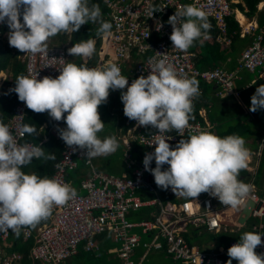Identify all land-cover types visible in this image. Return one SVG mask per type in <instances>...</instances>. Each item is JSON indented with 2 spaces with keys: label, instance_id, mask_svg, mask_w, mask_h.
Wrapping results in <instances>:
<instances>
[{
  "label": "clouds",
  "instance_id": "9594fccd",
  "mask_svg": "<svg viewBox=\"0 0 264 264\" xmlns=\"http://www.w3.org/2000/svg\"><path fill=\"white\" fill-rule=\"evenodd\" d=\"M89 2L0 0V23L9 29L11 47L24 54L47 56L48 48H63L61 44L48 47L50 38L61 32L66 36L69 33V38L89 22L99 23L100 33L111 34L112 24L102 20L99 4L89 6ZM232 5L231 0V18L235 20ZM167 23L172 26L169 39L175 50L186 52L197 40L210 38L207 13L195 5H181ZM158 26V30L163 27ZM67 50L73 57L89 59L96 51V40L80 41ZM68 61L69 56L56 78L37 79V73L27 76L25 72V76L16 78L12 89L19 101L33 112H47L55 121L63 119L66 128L59 135L67 146L85 149L90 159L116 152L119 142L114 136L103 139L98 136L105 127L98 107L107 101L110 90L126 88L120 97L123 114L138 126H151L159 133L152 144L154 151L146 154L142 162L158 187L171 188L176 195L186 198L209 193L233 209L239 208L250 195L253 185L239 179L241 170L248 167L250 155L243 137L237 134L221 137L200 131L181 138L174 147L167 142L171 136L166 133H182L191 127L193 100L200 95L195 78L179 75L171 64L161 59L146 77L141 75L129 85L128 78L114 63L97 69ZM250 100L249 111L264 110V84L256 88ZM35 133V126L24 124L18 134ZM41 157L55 159L40 146L18 144L9 126L0 121V232L11 230L19 235L22 228H34L48 219L54 208L77 196L76 189L68 183L22 171L34 158ZM152 161L155 168L149 167ZM164 165L168 166L166 170H162ZM261 236L255 232L243 233L227 250L226 264H232L233 260L237 264H264V254L255 252L262 244Z\"/></svg>",
  "mask_w": 264,
  "mask_h": 264
},
{
  "label": "built area",
  "instance_id": "2783aa9c",
  "mask_svg": "<svg viewBox=\"0 0 264 264\" xmlns=\"http://www.w3.org/2000/svg\"><path fill=\"white\" fill-rule=\"evenodd\" d=\"M106 9L104 19L112 24L110 35L101 40L98 50V63L94 68L104 69L109 64H116L121 74L128 78L129 85L140 77L147 76L153 66L161 59L171 64L181 76L195 78L207 84H215L218 95L221 97L236 96L235 81L237 76L223 69L199 71L194 64L196 54L173 49L169 39L172 26L167 23L170 16L180 9L181 5H195L207 13V18L215 21L222 38L227 33V20L231 18L233 10L231 0H101ZM153 12L152 17L150 14ZM158 24L163 27L159 28ZM6 24L0 23V43L4 41ZM247 34H252V42L242 52L239 68L256 74L258 78L264 77V28L250 27ZM98 42V40H96ZM68 50L48 48V54L25 53L23 61L27 76L37 73V79L43 77L56 78L66 64L69 56ZM135 57V58H134ZM136 59V60H135ZM133 71V75H130ZM0 79V94L3 87ZM118 91V90H117ZM122 91H126V88ZM201 93V92H200ZM197 97L193 100L196 101ZM28 108L21 101L12 111L8 126L20 145L32 144L41 146L48 137L44 136L39 144L26 141V134L20 136L19 128L25 124ZM191 127L182 133L172 131L166 133L171 136L167 142L174 147L181 138L196 134L200 131H209V126L200 123H191ZM134 133V139L144 149L141 158L134 163L131 177H116L105 173L92 171L91 176L80 182L84 194H78L62 207L53 209L49 223L39 227L33 236L30 228H22L20 234L24 240L34 239L30 251V259L43 264H61L79 253L78 248L84 244V250L89 252L97 249L96 237L108 232L118 247L111 252L116 254L120 264H135L131 259L134 251L141 244V238L132 233L134 228H140L142 234L150 235L151 240L144 244L145 252L138 263L140 264L149 250H165L173 259L186 264H222L221 256L236 244L232 242L228 248L203 251L190 245L182 235V225L190 222V217L200 215L201 221L210 231H220V220L210 199L202 201L204 212L191 210V203H184L180 210L175 205L162 208L154 220L130 222L127 214L141 208L154 205L155 200H143L139 197L140 190L153 192L154 188L148 180L149 171H145L143 159L146 154L154 151L158 133L151 126H138L136 121L126 120ZM47 128V127H46ZM66 128V124L52 119L47 131L57 139H61L59 132ZM152 145V146H151ZM75 149V150H73ZM80 161L86 165L92 163V158L86 156L85 149L64 145L61 159L54 167L50 178L62 183H68V172L74 170ZM155 167V161L149 166ZM71 186V184H70ZM254 206L250 209L251 218L264 216V197L251 194L249 198ZM196 220L193 219V222ZM252 232L260 233L262 244L257 246L255 252L264 254V233L257 229ZM15 235L11 230L0 232V264H17L21 259L16 253L7 255L6 248L11 247L9 240Z\"/></svg>",
  "mask_w": 264,
  "mask_h": 264
},
{
  "label": "crops",
  "instance_id": "0c3cea01",
  "mask_svg": "<svg viewBox=\"0 0 264 264\" xmlns=\"http://www.w3.org/2000/svg\"><path fill=\"white\" fill-rule=\"evenodd\" d=\"M232 1L235 2V0ZM239 3H241V0H236V4ZM236 4L233 3V5ZM234 11L235 20L240 28V40H243L244 38H246V36L252 38V34H247L246 31L250 27L259 28L260 26H262L260 23H262L261 14L264 13V0L261 1V7L257 6V11L251 17H246L236 8H234ZM239 15H242L247 20V26H243ZM8 33L9 29L8 27H6L4 29V41L0 43V49L4 48V46L8 44ZM98 37L100 38V36ZM240 40H237L234 44V48L236 49L234 53L230 51L231 54L228 53L226 55H222L221 58L218 57L214 61H210L209 67L207 66L208 68L218 67L217 69H223L231 74H235L237 76L235 86L239 92V95L221 97L220 95H218V88L215 84H207L204 81H198L199 91L201 93L197 97L196 101L193 103L194 107L193 112L191 114L192 119H190L189 122L200 123L202 126L208 125L209 132L214 131V133H216V130L214 129L218 123H222L223 125H225L224 128L227 130L230 127L234 126L238 121L245 123L244 125L251 126L255 133L253 135V138H247L245 140V142L248 144V146L246 147L249 149L250 155L248 159V167L244 170H241L242 173L245 175V177L243 175L241 180H243L245 183L253 185V190L250 195L256 194L260 197H264V118H260V115H262L260 110H257L256 112L249 111L251 100L249 105L247 106H245L242 102V98L245 96L251 98V95H249L248 92L249 89H251V87L262 78H258L255 74H253L255 76V78H253L252 73H249L245 69L239 68L241 54L248 46H245V43L241 42ZM204 43H211L213 45L218 46V51L221 52L230 50L231 40L229 38H225L224 36L221 38L220 34L216 36L215 41H213L212 38L197 40L193 44V51L196 54V63H198L199 61L201 62L202 60L200 57H202L201 53H204V51H202ZM100 45L101 41L98 40V46L96 44V55L100 48ZM7 50L9 52L8 54H14L10 46L5 47L4 51ZM205 54L207 57L208 54L206 52ZM23 56L24 55L19 56V60L24 65ZM204 69L207 68L198 70L210 71ZM128 74L133 75L134 73L133 71H130V73ZM245 74H248V77ZM11 76L12 71L10 69L6 68L5 72H0V79L3 80L4 84H6L5 82L7 79L9 82L12 81ZM120 91L122 90H110L107 101L98 107V112L101 121L105 124L104 129L100 133H98L99 138L103 139L105 137L114 136L119 142V148L116 152L110 155L92 158L91 166L86 165L85 161H80L74 170L68 172V181L70 182L71 187L76 189V192L78 194H84V191L80 188V182L83 179L90 177L93 170L108 175H113L116 177H131L134 165L129 162L128 157L133 163L135 161L140 160L141 158V154L144 149L140 145L139 139H134V133L128 126H126L127 117L123 114V104L120 99ZM1 94H3L2 91ZM46 124H43L38 127L39 131L43 132L42 138L40 140H42L44 136L48 137L46 143H49L54 139L62 140L57 139L56 137L49 134L48 131L45 129L47 127ZM38 136H40L39 132ZM40 142L41 141H39L38 144ZM64 145L65 143L64 141H62V144L58 149H63ZM148 180L151 186L154 188V191L148 192L147 190L142 189L140 190L138 195L143 200H155L157 202L154 205L141 208L138 211L129 212L127 214V219L130 222L154 220L159 215L161 209L167 207L168 205H175L176 207H178V210H180V206L182 204L191 203L192 212L195 213L197 210L204 212L202 201L204 199H210L220 220V231L208 230L204 223L201 221L200 215L195 216L194 218L190 217V222L181 226L183 230L182 235L186 241L190 240V245L196 246L203 251H211L216 248L221 238L223 239V243H228L230 239L234 237H237L238 241L243 233L248 232L247 230L250 229V226H253V229H257L264 233V216L256 219L249 217L244 223H240V219H242L243 217L242 211L245 208V205L249 200L250 195L237 209L222 205L217 198L213 197L209 193H201L196 198H186L176 195L171 190V188L167 190L166 194H168L169 197H173L175 201L167 200L170 198L164 199L163 201L158 193V190L156 189L154 177L150 172L148 174ZM150 209H153V211H149ZM195 218L196 220L194 221V223H192L193 219ZM49 220L50 217L48 218L47 223H49ZM41 226L42 225H38L36 227L38 229ZM132 233L136 234L140 238H144V235H142L140 228H134L132 230ZM14 236H16V234ZM147 236H145V238L148 240L147 242H149L151 240V237ZM109 238V241L113 244L109 248H107L106 253L114 256V253L111 251L116 249L118 247V244L114 242L112 235L109 234ZM7 249H10V247L6 248V250ZM78 251L85 252L84 247L80 246L78 248ZM94 251L95 252H93V255L95 258H101L102 253L104 254V252L101 251ZM85 253L88 252L86 251ZM153 255L154 256H152L151 262L153 261L154 264H180L178 262L171 261L168 257L167 259L166 255H163L162 253H153ZM28 258L30 259V252ZM71 258H69L65 261V263H63L71 264ZM29 259L28 261L31 260ZM35 263L41 264L40 262ZM17 264H23V262L19 261Z\"/></svg>",
  "mask_w": 264,
  "mask_h": 264
},
{
  "label": "trees",
  "instance_id": "16d2710c",
  "mask_svg": "<svg viewBox=\"0 0 264 264\" xmlns=\"http://www.w3.org/2000/svg\"><path fill=\"white\" fill-rule=\"evenodd\" d=\"M261 1L262 0H241V3L236 4V5H232V7L239 10L246 17H251L257 11V6ZM91 4H99V6L101 8V12L103 13V19H104L106 9L105 8H104V10L102 9L103 5H102L101 0H90L89 6H91ZM207 20L211 25V28L208 30L209 36H210V38H212L213 41H215L216 36H218L220 33L216 27L215 21L212 20L211 18H207ZM261 22L262 23H260V24L262 26H260V27L264 28V13L261 14ZM99 28H100V24L89 22L87 25H82L81 28L76 33H71L69 38L65 35L64 32H61L60 34L52 37L54 39L53 44H61V46H64L66 49H69L74 44H76L80 41H83V40H87L89 38H92L95 40H100V38L98 37V29ZM227 28H228L227 33L224 34V37L229 38L231 40L230 50L220 52V51H218V46L213 45L211 43H204L203 49H202V51H204V53H201L202 57H200L202 59L201 62L199 61L198 63H196V56L194 59V64H195V67L197 69L201 70L203 68H207L204 70H216L218 67L208 68L210 61H214L218 57L221 58L222 55H226L228 53L231 54V52L234 53L236 51V49L234 48V44L237 40H240V38H239V32H240L239 25L234 20V18H229L227 20ZM240 41L245 43V46H247V45L249 46L250 43L252 42V38L249 36H246V38H244L243 40H240ZM96 44L98 46V42H96ZM50 45H51V43H48V46H50ZM9 46L10 45L8 43L4 46V48L0 49V72H5L6 68L10 69L12 71V76H11L12 81L9 82L8 79L6 80V82H5L6 84H3L4 88L2 87L3 94H0V121H3V123H5L6 125H8V123L10 122V119H11L10 117H11V114H12L14 107L21 102V101H19L17 94L14 91H12V89H14V87H15V80L18 76H22V75L25 76V65H23L19 60V56L24 55V53L20 52L18 49H15L14 47L10 46L11 50L14 54L13 55L8 54L9 53L8 50L4 51V49H5V47H9ZM193 50H194V45L188 49V51L191 53H194ZM205 52L208 54L207 57H206ZM97 55H98V53H97ZM97 55H96V51H95L94 55L92 56V60L90 63L86 62L85 59L82 57H79V56L73 57V56L69 55V61L68 62H72V63H75L77 65L83 64L88 68H94L96 66V63H97ZM2 62H4V63H2ZM262 84H264V78L257 81L251 87V89H249V91H248L249 95L252 96L255 93L256 88ZM236 91H238V90L236 89ZM238 95H239V92H238ZM260 111H261V114L264 115V110H260ZM61 122H64L63 119L61 120ZM46 123H48V124H46ZM25 124L33 125L37 128V133H35L33 135L26 134V141H30V142L37 145L39 141L43 140V139L40 140L42 138L43 132L39 131L38 127H40L43 124H46L47 128H48L52 124V118L47 114V112L35 113L32 110L28 109ZM244 124L245 123L238 121L234 126L230 127L227 130L224 128L225 125H223L222 123H218L214 129V130H216L215 134L218 136H221V137L231 135V134H237V135L243 137L244 140H246L247 138H253L254 137L253 135L255 133L254 130L251 128V126H247ZM47 128H45V129L47 130ZM38 132L40 133V136H38ZM213 133H214V131H213ZM187 137H184V138H187ZM62 141L63 140H55L54 139V140L50 141L49 143H46V142L42 143V145L40 147L44 149L45 154L46 155H49V154L53 155V156H55V159H45L43 157L38 158V159L34 158L30 164H28L22 168V171H24L25 173H35L42 178L43 177L50 178L52 173L54 172L55 165L61 159V152H62L61 150L62 149H58V148H60ZM245 146H248V144L245 143ZM167 167H168L167 165H164L162 170H166ZM153 168H155V167H153ZM243 175L244 174L241 171L239 174V179H242ZM244 177H245V175H244ZM155 186H156V189L158 190V193H159V195L163 201H164V199H167V198H170L167 200L175 201V199L173 197H169L168 194H166L168 189L164 190V189H161L160 187H158L157 185H155ZM149 211H153V209H150ZM253 219H256V218H253ZM47 221H48V219L42 220L38 225H44L47 223ZM38 225H36V226H38ZM36 226L34 228L29 227L32 230L33 236L35 235V232L37 229ZM247 231L252 232L253 226H250V229H248ZM107 233L108 232L96 237L98 247H97V249H94V250L104 252V254L102 253L101 258H95L94 257V255H93V252H95L94 250L89 251L86 254H83V251H81V252L79 251V253L76 256H74L70 259V260H72L71 264H120V260L117 258L116 254H114V256H113L111 254L106 253L107 248H109L113 244L109 241V239H110L109 233L108 234ZM142 235H144V234H142ZM145 236H147V235H144L143 236L144 238H141V244L138 248L135 249L134 255L131 258L135 264L138 263L139 260L141 259L142 252L143 253L145 252L144 244H146L148 241L145 238ZM147 237H150V236H147ZM34 239L35 238L32 237L31 239L24 240L22 236H19V235L14 236L13 235L11 237V239L9 240L11 247H10V249L6 250L7 255H12L13 253H11V252H14L20 256L21 259L19 261H22V262H25V260L28 261V259H29L28 255H29L30 249L33 247ZM237 239H238L237 237H234V238L230 239V241L228 243H223V239L221 238L214 250L216 251V250H218V248H222L221 246H223V248L226 249V248H228L230 243L238 242ZM187 242L189 244H191L190 240H187ZM9 251H11V252H9ZM160 251H163V252H160ZM89 253H92V254H89ZM153 253H162L163 255H166V258L168 257L171 261L178 262L180 264H186V263L181 262V261L173 260L165 252V250H155V249L149 250V252L145 256V258H143V260L141 261L140 264H154L153 261L151 262L152 256H154ZM87 255H89V258L87 257ZM221 259H222V264H226V262L229 259L227 252L221 256ZM232 264H237V262L235 260H233Z\"/></svg>",
  "mask_w": 264,
  "mask_h": 264
},
{
  "label": "rangeland",
  "instance_id": "374dc122",
  "mask_svg": "<svg viewBox=\"0 0 264 264\" xmlns=\"http://www.w3.org/2000/svg\"><path fill=\"white\" fill-rule=\"evenodd\" d=\"M234 4H236V0H235V2H233ZM258 7H261V2H260V4L258 5ZM102 9L104 10V7H102ZM102 20H104V21H106L105 19H103V13H102ZM97 24H99V23H97ZM246 26V25H245ZM67 34V36H69V33H66ZM102 35H103V39L105 38V35L104 34H102V33H100L99 31H98V36H100V41L102 40ZM49 43H51V44H53V42H54V39L53 38H50L49 39V41H48ZM49 47V46H48ZM50 47H58V46H56V45H53V46H50ZM85 59V58H84ZM91 60H92V57L91 58H89V59H85V61L86 62H88V63H90L91 62ZM247 77H248V74H245ZM256 75V74H255ZM257 76V75H256ZM252 77L253 78H255V76L252 74ZM121 93H122V91H120ZM229 97V96H228ZM243 99V104L245 105V106H247V105H249V103H250V97H243L242 98ZM11 118V117H10ZM260 118H264V116L263 115H260ZM82 246H84V244H81ZM81 249V248H80ZM83 254H86V253H84L83 252ZM87 257L89 258V255H87ZM30 260V259H29ZM65 263V262H64ZM63 263V264H64ZM23 264H36L33 260H30V261H26L25 260V262H23ZM42 264V263H41ZM62 264V263H61ZM66 264H68V263H66Z\"/></svg>",
  "mask_w": 264,
  "mask_h": 264
},
{
  "label": "water",
  "instance_id": "95a60500",
  "mask_svg": "<svg viewBox=\"0 0 264 264\" xmlns=\"http://www.w3.org/2000/svg\"><path fill=\"white\" fill-rule=\"evenodd\" d=\"M254 206V203L249 199L245 205V208L242 211V219H240V223H244L250 217V209Z\"/></svg>",
  "mask_w": 264,
  "mask_h": 264
},
{
  "label": "bare ground",
  "instance_id": "6f19581e",
  "mask_svg": "<svg viewBox=\"0 0 264 264\" xmlns=\"http://www.w3.org/2000/svg\"><path fill=\"white\" fill-rule=\"evenodd\" d=\"M240 14V13H239ZM239 18H240V20H241V22H242V24H243V26H247V20L242 16V15H239Z\"/></svg>",
  "mask_w": 264,
  "mask_h": 264
}]
</instances>
